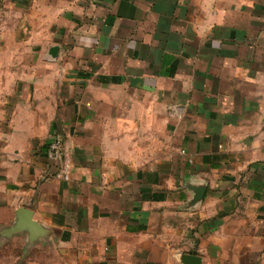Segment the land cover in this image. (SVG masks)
Returning a JSON list of instances; mask_svg holds the SVG:
<instances>
[{
    "label": "crops",
    "instance_id": "crops-1",
    "mask_svg": "<svg viewBox=\"0 0 264 264\" xmlns=\"http://www.w3.org/2000/svg\"><path fill=\"white\" fill-rule=\"evenodd\" d=\"M22 207L77 264H264V0H0V225Z\"/></svg>",
    "mask_w": 264,
    "mask_h": 264
},
{
    "label": "rangeland",
    "instance_id": "rangeland-1",
    "mask_svg": "<svg viewBox=\"0 0 264 264\" xmlns=\"http://www.w3.org/2000/svg\"><path fill=\"white\" fill-rule=\"evenodd\" d=\"M13 227L0 225V264H77L51 237L31 235L30 227L11 231Z\"/></svg>",
    "mask_w": 264,
    "mask_h": 264
},
{
    "label": "built area",
    "instance_id": "built-area-1",
    "mask_svg": "<svg viewBox=\"0 0 264 264\" xmlns=\"http://www.w3.org/2000/svg\"><path fill=\"white\" fill-rule=\"evenodd\" d=\"M45 156L47 159L45 177L58 181H68L70 179L71 164L65 158L64 145L61 138L55 136L50 140Z\"/></svg>",
    "mask_w": 264,
    "mask_h": 264
},
{
    "label": "water",
    "instance_id": "water-1",
    "mask_svg": "<svg viewBox=\"0 0 264 264\" xmlns=\"http://www.w3.org/2000/svg\"><path fill=\"white\" fill-rule=\"evenodd\" d=\"M49 53L52 57H54L57 54V47H51L49 50ZM31 212L26 208H20L19 210V221L16 223V225L12 228L11 231H15L18 229H23L26 227H30L31 233L34 234L38 233L36 230L35 224L30 219ZM33 235V234H32ZM182 261L185 264H201V258L197 255L192 254H183L182 255Z\"/></svg>",
    "mask_w": 264,
    "mask_h": 264
}]
</instances>
